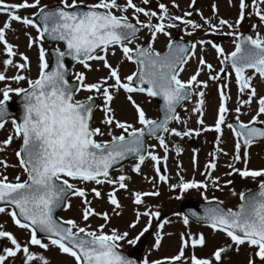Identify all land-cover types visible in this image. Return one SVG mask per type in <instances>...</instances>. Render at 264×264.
<instances>
[{
	"label": "snow or ice",
	"instance_id": "6c2138e0",
	"mask_svg": "<svg viewBox=\"0 0 264 264\" xmlns=\"http://www.w3.org/2000/svg\"><path fill=\"white\" fill-rule=\"evenodd\" d=\"M147 6L150 0H141ZM196 0H191L195 5ZM254 14L264 24V0H252ZM159 12L139 6L133 0H125L123 4L119 0H96L89 3L88 0H60L58 5L50 6L42 4L41 0H21L20 3H8L0 0V14H6L7 20L0 27V43L3 44L7 59L3 61L5 67L12 66L17 74L8 77L0 71V82L6 86L0 88V129L11 120L13 135H10L3 144L10 145L13 139H19L21 146L16 152L19 159V167L26 178L16 175L10 180L4 171H0V214H7L14 224L20 229L27 230L29 239L21 242L13 232L5 230L0 224V240L6 239L12 245L3 249L0 254V264H6L9 258H16L23 254L22 264H49L43 255L30 250L31 246L49 250L55 246L62 254L74 259V264H137L135 259L121 251L122 242L128 245H136L140 238L152 228L153 218L159 219V211L137 212L136 220L129 227L135 229L140 223L141 216L149 217L146 226L135 237H131L129 231L121 232L112 229L110 233L104 231L106 224H102L96 230H91L90 225L81 226L73 219L59 220L54 214L58 208H70V196L83 198L84 208L82 218L86 222L92 215L102 216L109 221L108 213H97L91 207V201L87 199V191L77 185L105 183L113 186V191L108 194L109 202L116 209L121 207L116 198L118 189H127L125 175L116 178L111 176L114 166L130 157L138 160L134 165V171L141 172V165L147 158L155 162V170L160 173L161 157L149 150L146 138L155 137L159 146L168 152V144L165 135L169 134L183 139L184 137L199 136L202 129H188L183 131L170 128L171 121L180 122L177 109L189 100L193 95H198L199 107L194 111L200 113L198 123L203 126V105L205 92L199 90L207 88V81L198 79L206 68L209 79L218 81L224 77L227 80L231 72H227L230 66L235 73L238 91L246 94L247 100L242 104L251 105L253 98L258 99V108L251 119L245 123L241 121V107L235 108V120L238 127L228 123L236 136L235 154L233 163L227 165L230 169L225 175H238L241 179L256 181L258 187L255 191L249 189L246 192L237 193L230 189L233 196H238L241 203L236 210L225 208L223 202L215 197L209 200L207 190L209 181L212 187L223 190L232 185L229 179L222 185L219 177H213L212 171L217 167L215 153H210L213 160L210 161L202 173L207 177L205 181L195 179L187 181L183 176L176 184H170L172 191L179 190L181 199L189 190L202 191L203 199L207 202L203 215L193 211L191 215L197 221L207 223L214 232H222L230 238L231 246L239 252L241 246L247 245L251 250L247 264H264V168H248L247 152L241 155L242 147L247 149L257 138H264V128L256 127L257 123L264 124L260 117L264 116V97L258 96L253 80L258 75L264 80V35L258 31L255 36L245 35L238 31L239 25L245 19V9L248 5L245 0L240 2V14L235 22L219 19L218 24L211 19L204 18L203 23H196L189 19L192 12H185L182 16L174 15L164 3H159ZM173 7H179L173 0ZM34 9L31 17L20 15V10ZM132 10V18L128 12ZM215 11V8H214ZM143 15L146 19L140 20ZM156 22H153V21ZM135 21V22H133ZM12 22L22 24L27 28H34L37 37L29 34V47L40 44L39 64L37 78L31 79L24 73L31 71L29 57L19 54L23 63H14L13 58L18 55L15 46L6 39V30L10 29ZM184 25L183 31L191 36L196 30L205 29L207 33L219 32L223 27L230 31L227 35L233 37L235 50L227 53L222 46H218L210 39H200L191 44L177 43L171 37L169 29L179 28ZM253 25V28H256ZM141 29H146L150 34L147 46L136 43L139 40ZM191 29V31H189ZM158 34L168 37L167 52L161 53L153 47ZM47 38L50 41L62 42L65 47L56 46L51 54L47 52L42 42ZM211 45L220 56L221 67L218 72L211 63L201 56L198 58V68L189 79L182 80L180 74L184 71V65L188 64L196 56L197 46ZM119 48L123 58L137 66V70L130 75L122 77L119 66L114 67L108 60L109 50ZM115 55V52H112ZM79 63L84 69L91 70L92 61L102 62L108 69V75L96 82H87L85 72L71 71L66 66V58ZM51 58V62H50ZM251 71V75L249 72ZM215 72L214 75L212 73ZM75 82H72V81ZM9 81L20 84L26 82L27 87H11ZM112 81V83H109ZM227 84L220 86L221 104L218 109V118L214 130L223 134L222 126L226 122L227 100L225 94ZM123 90L127 93V100L132 104L136 112V120L140 125L121 121L116 118L115 110L111 107L114 93ZM87 92L84 99H77L80 92ZM15 94L21 100L22 115L13 117L9 111L11 94ZM134 93L146 94L149 98H160L163 101L162 119L149 118L144 108L133 98ZM102 99L103 104L97 100ZM100 110L104 113L101 121L108 129L103 131L101 127H93L94 112ZM186 123V122H183ZM113 126L120 129V134H115ZM163 133V134H162ZM109 136V140H98L96 137ZM152 148L155 145L151 146ZM3 149L0 148V151ZM181 149L177 146V154ZM217 152H223L219 148L217 138ZM227 155L226 152L223 153ZM165 163L167 155L163 157ZM243 160L244 167L237 168L235 163ZM195 161V156H194ZM0 166L5 170L9 167L6 161H0ZM162 182L167 183L169 177L159 175ZM118 186V188H117ZM91 192L96 198H101L99 188L93 187ZM159 192H136L134 203H144L143 197L157 196ZM167 223V221H165ZM183 223L189 225L188 215L183 217ZM164 224L159 228L163 229ZM47 241V242H45ZM207 241L203 233L182 237V246L179 253L172 257L151 262V264H223L224 254L228 247H218L211 257L198 258L195 252L185 257V250L191 247L193 250L199 246L204 247ZM157 248L160 246V238L156 240ZM143 264H150L147 259Z\"/></svg>",
	"mask_w": 264,
	"mask_h": 264
},
{
	"label": "rangeland",
	"instance_id": "374dc122",
	"mask_svg": "<svg viewBox=\"0 0 264 264\" xmlns=\"http://www.w3.org/2000/svg\"><path fill=\"white\" fill-rule=\"evenodd\" d=\"M8 3H20L21 0H6ZM31 2V0H29ZM89 3H94L96 0H88ZM121 4L125 0H119ZM139 6L147 7L150 10L159 12V3L166 4L170 12L174 15L182 16L185 12H192L193 15L189 17L196 23H203L201 18V13L204 18L211 19L213 23L218 24L219 19H226L230 22H235L240 14V2L241 0H196L194 6L191 5V0H175V3L179 7H173V0H150V4L145 6L142 4L141 0H133ZM42 4L52 5L60 3V0H41ZM245 3L248 7L245 9V19L239 25L238 31L241 33L247 32L255 36L258 31L261 35H264V24L261 23L259 18L254 14L252 8V0H245ZM264 7V6H262ZM215 8V11H214ZM34 9H23L20 10V15H28L31 17ZM129 18H132V10L128 12ZM146 18L141 15L140 20H145ZM7 20L6 14H0V27L3 26L4 22ZM153 22H156L155 20ZM253 25H256V28H253ZM185 26L181 25L179 28L169 29L171 32L172 39L183 36L194 43L200 39H210L212 35L224 34L227 35L230 30L227 27H223L219 32L207 33L205 29H199L194 32L193 35L189 36L184 31ZM191 31V29H189ZM29 34L31 37H36L37 32L34 28H27L20 23L12 22L10 29L6 30V39L9 43L15 46V50L18 55L13 58L14 63H23L19 54H24L29 57L31 64V71L24 73L31 79L37 78L38 75V64H39V47L40 44L33 45L29 47ZM229 39L222 43V47L227 53H230L235 50V44L233 42V37L227 35ZM150 41V34L146 29H143L139 40L136 43L145 44ZM44 49L48 52L47 42H42ZM168 44V37L163 34H158V37L153 45L155 50H164ZM115 52V55H112V52ZM203 57L207 63H211L218 72L221 67H224L220 64L219 54L211 47V45H204L203 47L197 46L196 56L186 64L184 71L180 74L182 80H187L191 75L195 74L198 68V58ZM7 55L4 50V46L0 43V71L4 72L6 76L11 77L17 74V69L12 66L5 67L3 61L7 59ZM109 62L114 66H119L120 74L122 77L130 75L137 70V66L125 60L123 58L122 52L119 48L110 49L108 55ZM51 62V59H50ZM91 70L84 69L82 65L77 64L75 67L76 72H85L87 75V82H96L102 77L108 75V69L103 67L102 62L92 61ZM227 72H231V76L225 80L224 77L218 81H213L209 79V72L205 68L198 79L202 81H207L208 87H201L199 90L205 92L204 96V105H203V121L204 125L201 126L198 121L200 119V113L194 111L195 108L199 107L198 95H194L193 99L190 100L179 113L180 122L175 121L170 128H177L178 130L183 131L185 128L188 129H202L207 127L210 130L203 131L199 136L193 135L192 137H184L183 139L175 137L169 134H164L166 142L168 144V152L165 153L164 149L159 146V141L157 139H152L150 141V151L154 154L161 157L160 161V173H157L155 170V162L149 157L145 160L144 164L141 165V172H135L134 165L138 163V160L131 161L123 165L122 167L115 170L111 173L113 178L118 177L119 175H125L128 179L125 181L127 184V189H118L116 191V198L119 200L121 207L116 209L114 205L109 202L108 194L113 191V186L107 183L103 185H95L94 183L80 184L78 186L84 187L88 193L87 199L91 201V207L95 209L97 213H108L109 221H105L102 216L92 215L89 217L88 221H84L82 218V210L84 204L82 202L83 198L73 196L70 199L71 207L64 209L59 216L63 220L73 219L81 226L90 225L91 230H96L100 225L106 224L104 231L110 233L112 229H118L121 232L129 231L131 237L137 236L143 228L146 226L149 217L141 216L140 223L135 229L129 227L130 224L134 223L136 220L137 212H145L148 210L159 211L161 215L170 214L162 220L161 223L158 222V219L153 218L152 228L149 229V232L145 233L144 236L140 238L142 240L145 236L150 234L146 246V250L143 256V260L147 259L150 264L151 262L162 260L167 257L175 256L179 253V250L182 246V237L186 238L191 235H198L203 233L206 238V245L204 247L197 246L194 250L189 247L185 250V257L190 256L193 251L198 258H208L211 257L214 250L218 247L224 246L228 247L229 250L224 254L223 264H247V259L250 253V249L247 245L241 246L239 252L235 251L234 246H231L230 238H228L222 232H214L208 225L205 224H194L189 223L185 225L183 223L182 214H173L170 212L172 208L175 207L177 202L182 201L187 197H196L201 201H205L202 196V191L189 190L187 193H184L181 199L176 197L180 195L179 190L172 191L169 187L170 184H176L179 182L180 177L183 176L185 180L191 181L195 179L196 181H205L207 177L202 173L205 172L206 165L213 160V156L210 153H215L217 167L212 171L213 177H219L220 183L223 185L225 181L231 179L233 184L227 187H224L223 190H217L212 187L211 182L209 181V188L207 190V195L210 199L215 197L218 200H222L228 207L231 209H237L241 201L238 196H233L230 189L234 188L237 193L246 192L249 189H254L258 187L256 181L251 179L245 180L241 179L238 175L227 176L225 173L230 171L227 167L228 164L233 163V156L235 154V143L236 137L235 133L227 127L228 123L236 122V112L235 108L241 107V121L247 123L251 117L255 114L258 108V99L253 98L251 105L242 104L243 100H247L248 96L246 94L241 95L238 91V85L235 79V73L230 66L227 67ZM215 72L212 73L214 75ZM251 75V71L249 72ZM227 84L225 89V94L229 97L227 100V107L229 109L226 113V122L222 126L223 134L217 133L214 130L216 120L218 118V109L221 104L220 97V86L221 82ZM11 87H27L26 82H21L17 84L15 82L9 81ZM112 83V81H109ZM253 85L256 87L258 96L264 97V80H262L258 75L253 80ZM6 86L5 82H0V88ZM89 93L80 92L77 96V99H84ZM127 93L123 90L114 93V99L111 103V107L115 110V116L121 121H127L135 124L137 127L140 125L136 120V112L132 104L127 100ZM133 98L138 104H140L146 111L149 118L157 119L159 118V113L157 111V105L152 98H149L146 94L143 93H134L132 94ZM17 96L13 93L11 98H16ZM2 98V96H0ZM100 104H103V100L100 99ZM104 118V113L100 110H96L94 113L92 126L101 127L105 132L108 131L107 127L101 123ZM261 120H264V116L260 117ZM186 122V123H183ZM113 131L115 134H120V129H116L113 126ZM13 125L11 120L5 125V128L0 129V148L3 150L0 151V161H6L9 167L5 170L0 166V171H4L8 175L9 179L12 180L16 175H21L22 178L26 176L22 173V169L19 167V159L16 156V152L21 146V141L19 139H13V142L10 145L5 146L3 141H5L10 135H13ZM197 139L196 148L193 146V139ZM217 138H219V148L223 149V152H217ZM98 140H109L110 137L105 135L103 137H96ZM155 145L154 148L151 146ZM177 146L181 149L180 153L177 154ZM247 152L248 158V168L250 169H261L264 168V140L254 142L247 149H241V155H244V152ZM226 152L227 155L223 153ZM167 155V161L165 163L163 157ZM195 156V161H194ZM237 168H243V160L239 163H235ZM159 175H166L169 177L167 183L160 181ZM93 187L99 188L102 193L101 198H96L91 192ZM118 188V186H117ZM136 192H159L157 196H145L143 197L144 203L141 205H136L134 203V193ZM178 205V204H177ZM176 208H174V211ZM167 221V223H165ZM0 224H3L4 229L13 232L14 235L23 243L29 239V233L27 230L20 229L12 221L11 217L7 214H0ZM160 224H164L163 229L159 228ZM160 238V246L157 248L156 239ZM6 247H11L9 241L6 239ZM139 240V241H140ZM47 242V241H45ZM134 245H128L126 242H122L123 249H129ZM30 250L37 253L38 255H43L48 259L49 264H74V259L62 254L55 246H51L49 250L40 249L38 246H31ZM23 254H18L16 258H9L6 264H22ZM180 263V262H177ZM190 263V262H189ZM35 264H40L39 261Z\"/></svg>",
	"mask_w": 264,
	"mask_h": 264
},
{
	"label": "water",
	"instance_id": "95a60500",
	"mask_svg": "<svg viewBox=\"0 0 264 264\" xmlns=\"http://www.w3.org/2000/svg\"><path fill=\"white\" fill-rule=\"evenodd\" d=\"M46 40L50 41L49 39L46 38ZM177 43H185L189 46V48L191 47V42L190 41H186L184 40L183 38H178L176 40ZM221 41V38H216V42L219 43ZM51 42V46H52V49L51 51L56 47L57 43L59 42H54V41H50ZM167 50L165 52H162V53H166ZM72 63V65H70L69 63ZM65 63H66V66L69 68L70 72L73 71V64H75L76 62L71 60V58H66L65 60ZM75 82V81H74ZM98 103V101H97ZM163 101L161 103V111H162V117H163ZM178 110V109H177ZM9 111L10 113L12 114V116H20L22 115V105H21V100L20 98L18 100H11L9 101ZM238 127V125H237ZM149 138V137H148ZM146 138V143H147V139ZM257 139H263V138H257ZM132 158V157H130ZM129 158V159H130ZM128 160V159H127ZM126 160L122 161L120 164H122L123 162H125ZM120 164H117L114 166V168ZM207 206V203L206 204H201L195 200H188L186 202L183 203L182 205V208L183 210L190 216L192 217L193 219L196 220L195 217H193L191 215V213L193 211L199 213L200 215H203V211H204V208ZM61 208H58L55 212V216L57 217V212L60 210ZM58 218V217H57ZM59 219V218H58ZM60 220V219H59ZM200 222V221H199ZM145 242L146 241H143L142 243H140L135 249L131 250V251H128V252H123L124 254L128 255L130 258L132 259H135L137 261V264H141V255L143 253V250H144V246H145ZM3 248V242L0 241V252Z\"/></svg>",
	"mask_w": 264,
	"mask_h": 264
}]
</instances>
